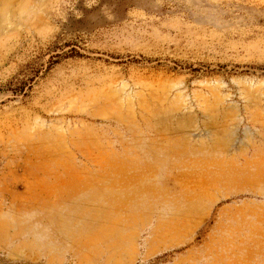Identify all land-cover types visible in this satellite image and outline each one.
I'll list each match as a JSON object with an SVG mask.
<instances>
[{"label": "rangeland", "instance_id": "1", "mask_svg": "<svg viewBox=\"0 0 264 264\" xmlns=\"http://www.w3.org/2000/svg\"><path fill=\"white\" fill-rule=\"evenodd\" d=\"M0 264H264V0H0Z\"/></svg>", "mask_w": 264, "mask_h": 264}]
</instances>
